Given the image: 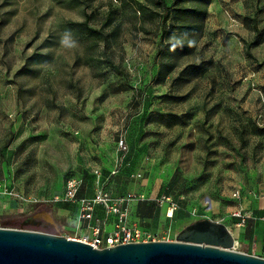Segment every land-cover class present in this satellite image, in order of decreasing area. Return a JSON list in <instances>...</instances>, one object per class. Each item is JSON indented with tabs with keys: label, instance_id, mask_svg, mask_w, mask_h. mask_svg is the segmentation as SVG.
I'll use <instances>...</instances> for the list:
<instances>
[{
	"label": "rangeland",
	"instance_id": "obj_1",
	"mask_svg": "<svg viewBox=\"0 0 264 264\" xmlns=\"http://www.w3.org/2000/svg\"><path fill=\"white\" fill-rule=\"evenodd\" d=\"M115 167L103 186L157 240L264 198V0H0V227L88 235L53 197Z\"/></svg>",
	"mask_w": 264,
	"mask_h": 264
},
{
	"label": "water",
	"instance_id": "obj_2",
	"mask_svg": "<svg viewBox=\"0 0 264 264\" xmlns=\"http://www.w3.org/2000/svg\"><path fill=\"white\" fill-rule=\"evenodd\" d=\"M228 227L211 219L185 226L175 240L95 248L37 230L0 227V264H264V257L232 249Z\"/></svg>",
	"mask_w": 264,
	"mask_h": 264
},
{
	"label": "built area",
	"instance_id": "obj_3",
	"mask_svg": "<svg viewBox=\"0 0 264 264\" xmlns=\"http://www.w3.org/2000/svg\"><path fill=\"white\" fill-rule=\"evenodd\" d=\"M118 147L121 150L126 149L122 137L118 141ZM116 172L117 167L112 169L107 176H104L99 169H94L92 174L97 184H101L92 196H80L78 191L82 185V179L79 177H71L66 181L63 192L54 195L53 199L54 201L71 202L76 205V218L84 224V227L89 233L78 240L89 243L95 248L114 246L120 243L157 240L158 238L155 237V234L151 230L144 229L137 223L127 222V202L130 200L138 201L140 199L139 196H136L134 193H127L124 196L117 197L111 195L105 189L109 177ZM139 175L137 174L136 176ZM104 183L105 186H103ZM232 195L236 199L239 198V191H234ZM163 198L158 199L156 202L162 203ZM165 199L169 203L166 216L172 217L173 210L177 208V203L169 197H165ZM97 206H100L104 211V215L100 218L96 214ZM231 216L238 218L240 222H244L249 215L242 208L237 207L232 211ZM108 218L113 219L114 223L110 230L104 231V224ZM66 237L72 238L69 236Z\"/></svg>",
	"mask_w": 264,
	"mask_h": 264
},
{
	"label": "crops",
	"instance_id": "obj_4",
	"mask_svg": "<svg viewBox=\"0 0 264 264\" xmlns=\"http://www.w3.org/2000/svg\"><path fill=\"white\" fill-rule=\"evenodd\" d=\"M237 207L242 208L246 212V214L249 215L245 219V221L240 222L238 218L233 217L229 218L228 221H225L223 223L231 231L232 236L235 240L248 241L249 239H252V249L259 251H254V254L261 255L260 253L264 251V198H260L257 201L243 200L236 206H234L232 211ZM135 208L138 209V214L141 216L150 214V211L146 213L147 209L140 208L138 206V203L135 205ZM111 228L112 226L110 227V229Z\"/></svg>",
	"mask_w": 264,
	"mask_h": 264
},
{
	"label": "clouds",
	"instance_id": "obj_5",
	"mask_svg": "<svg viewBox=\"0 0 264 264\" xmlns=\"http://www.w3.org/2000/svg\"><path fill=\"white\" fill-rule=\"evenodd\" d=\"M60 43L65 46L66 48H73L76 46V42L72 37V34L70 31H65L64 33L61 34V39ZM181 43L179 40H177V44ZM189 45L194 44L195 42L193 40L188 41ZM173 46V50H174Z\"/></svg>",
	"mask_w": 264,
	"mask_h": 264
},
{
	"label": "trees",
	"instance_id": "obj_6",
	"mask_svg": "<svg viewBox=\"0 0 264 264\" xmlns=\"http://www.w3.org/2000/svg\"><path fill=\"white\" fill-rule=\"evenodd\" d=\"M150 211V210H149ZM149 211H147L146 213H148Z\"/></svg>",
	"mask_w": 264,
	"mask_h": 264
},
{
	"label": "bare ground",
	"instance_id": "obj_7",
	"mask_svg": "<svg viewBox=\"0 0 264 264\" xmlns=\"http://www.w3.org/2000/svg\"><path fill=\"white\" fill-rule=\"evenodd\" d=\"M45 214V213H44Z\"/></svg>",
	"mask_w": 264,
	"mask_h": 264
}]
</instances>
